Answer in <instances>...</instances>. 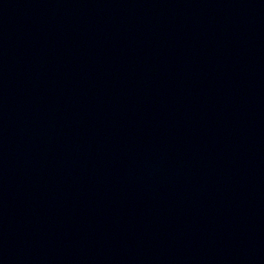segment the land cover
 <instances>
[{"label":"water","instance_id":"1","mask_svg":"<svg viewBox=\"0 0 264 264\" xmlns=\"http://www.w3.org/2000/svg\"><path fill=\"white\" fill-rule=\"evenodd\" d=\"M0 264H264V0H0Z\"/></svg>","mask_w":264,"mask_h":264}]
</instances>
